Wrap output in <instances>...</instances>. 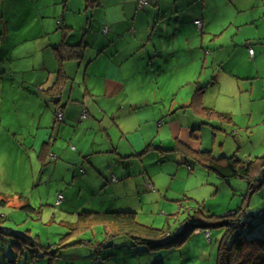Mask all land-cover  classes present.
<instances>
[{"label":"rangeland","instance_id":"obj_1","mask_svg":"<svg viewBox=\"0 0 264 264\" xmlns=\"http://www.w3.org/2000/svg\"><path fill=\"white\" fill-rule=\"evenodd\" d=\"M208 1L210 5L207 4L205 11L209 14L211 7L217 9L211 16L215 33H219L213 37L206 35L203 52L206 57V50L214 49L221 57L216 59L220 65L216 62L213 64L211 56L209 64V57L205 58L206 64L199 80L201 84L211 83L207 92L208 107L231 115L234 122L227 124L225 130L216 131V134L211 130L205 136L199 130L200 138L197 141L190 139L191 129L181 128L180 132H169L168 129L167 135L170 139L178 137L194 148L208 146L206 149L211 148L214 157L236 154L242 159H254L264 154V0H237L238 6L233 0L237 7L227 3V0H219L215 4L213 0H207L206 3ZM65 2L66 0H0V222L6 230L22 235L19 237L2 233L0 264H49L45 257H38L33 262L30 252L34 246L16 249L14 243L20 245V241L26 239L28 244L31 242L34 245L40 241L43 246L38 244L36 247L41 250L51 249V246L53 248L63 234L73 230L70 225L61 223L64 212L71 215L81 203L74 202L73 205L68 201L61 207L56 206L55 195L58 190L66 188L67 181H71L74 172L78 173L74 167L79 163L61 158L58 167L54 166L57 161H47L44 166L41 165L32 148L34 137L38 133L34 131L35 125H30L33 119H40V114L36 113V103L40 101H37L38 95H32L31 84L48 74L39 68L44 49L42 45L47 43L42 41H48V35L41 36V32L51 22L56 24L57 16L54 13L56 10L58 14L61 13ZM75 4H80L83 9L84 0H76ZM252 10L255 15H260L256 20L257 27L252 22ZM229 16L237 18L240 24L247 19L250 22L247 21L249 24L240 27L242 33L237 32L239 25L232 21L220 27L221 20L229 21ZM249 45L254 50V56L249 54ZM243 46L245 49L241 48ZM229 55L232 56L230 61L227 59ZM34 66L37 68L33 70ZM176 93L178 92L170 94L173 103L183 97V92L174 97ZM184 93H187V87ZM118 98L128 100L125 94ZM157 104L162 107L165 105L167 111L171 103L165 97ZM175 107L177 103L173 109ZM166 118H163L164 124L169 122ZM39 137H43L41 132ZM153 145L159 146V143ZM195 154L190 157L195 158ZM131 160L132 158L126 160V163H131ZM158 161L155 151L153 155L146 157L145 162L153 175L154 190L146 191L140 187V191L137 189L136 192L116 198L103 195L93 204L101 202L102 206L115 209L130 206L138 213L139 222L163 230L166 240L173 239L168 246L155 249L133 246L129 255L119 264H217L218 244L225 235L227 226L215 223L235 217L231 213L239 208H242V216L247 218H251L254 213L262 215L264 179L251 193L247 179L222 178L199 162L185 163L180 158L178 163L166 162L161 167L160 164L155 165ZM132 164L128 166L135 173L142 162L140 159H133ZM140 175L148 181L149 176L143 171ZM127 181L135 187L139 184V179L135 177L128 178ZM19 193L27 197L26 202L32 210L25 211L21 208L23 204ZM2 201L6 202L2 204ZM263 216L254 224L252 233L255 235H258L260 229L264 230ZM103 231V225H98L82 232L80 238L91 243L83 241V244L77 246L79 252H66L63 257H59V262L64 264L67 260L76 259L78 255L83 259L95 247L96 242L93 241L103 237L105 239ZM81 250L86 252H80ZM92 258H87L89 264ZM84 261L80 260L77 264H85ZM95 261L98 262L96 259Z\"/></svg>","mask_w":264,"mask_h":264},{"label":"crops","instance_id":"obj_2","mask_svg":"<svg viewBox=\"0 0 264 264\" xmlns=\"http://www.w3.org/2000/svg\"><path fill=\"white\" fill-rule=\"evenodd\" d=\"M75 1L66 0L61 13L58 14V10L54 13L57 16L56 24L53 21L42 29L41 36L48 35V41H42L47 43L42 45L44 49L39 68L48 74L31 84L32 95H38L37 101H40L36 103V113L40 114V119H33L30 125L34 124V131L38 133L32 148L41 165L44 166L47 161H57L54 166L58 167L61 158L79 163L74 167L78 173L74 172L66 188L57 192V195L60 192L64 194V203L69 201L75 205L74 202H81L74 212L77 214L88 210L103 212L112 209L102 206L101 202L93 205L103 195L116 198L137 189L140 191V187L146 191L154 190L153 175L145 162L146 157L155 151L159 157L155 165L162 167L166 162L178 163L180 158L185 163L197 162L190 155L199 150H211L206 149L208 146L194 148L189 144L192 152L189 150L186 155L174 149L178 137L170 139L167 130L180 132L181 128L191 131L198 129L195 137L192 133L189 135L194 141L200 138L199 130L205 136L210 133L212 129L201 123L204 119L195 110L181 106L189 104L198 86H207L202 101L205 106H210L207 92L211 83L201 84L199 79L206 64L205 58L209 57V64L211 56L212 63L220 65L216 59L221 56L214 49H207L208 54L204 56L206 35L213 37L219 33H215L211 16L217 9L211 7L209 14L206 13L207 4L210 5L209 1L206 3L207 0H150L147 6H140L139 0H97V6L93 9H86L85 1L82 9ZM212 2L215 4L219 0ZM234 2L238 6L239 2ZM234 2L227 0V3L237 7ZM251 16L256 24L260 15H255L252 10ZM231 18L229 16V21L225 22L221 20L220 27L232 21L239 25L237 32L242 33L240 27L250 22L247 19L240 24L237 18ZM198 20L202 22L201 27L197 24ZM104 26H108L107 31L102 30ZM63 34L68 43L81 44L83 54L79 60L64 63L71 82L57 102V99L49 97L46 90L56 78L58 63L53 46L61 42ZM241 48L245 49L244 46ZM227 59L230 61L232 56H227ZM36 68L32 67L33 70ZM173 92H178L174 97L183 92L174 109L176 103H173L170 95ZM124 94L128 97L127 101L118 98ZM165 97L171 103L167 111L165 105L157 104ZM142 104L145 106L142 107ZM57 107L63 110L61 122L55 120ZM83 110L87 113L85 118L81 116ZM165 116L169 121L167 124H164ZM211 123L219 126L217 121ZM40 132L43 137H39ZM156 143L159 146L153 145ZM49 154H55L57 158H51ZM130 158L142 162L135 173L128 166L133 165L132 160L126 163ZM190 168L193 169L192 166ZM142 171L149 176L148 181L140 175ZM132 177L139 179L136 187L127 181ZM27 200L25 196L22 204ZM129 207L116 209L136 211ZM34 249L37 253L42 251L38 247ZM87 254L89 256L91 252ZM83 260L89 264L87 258Z\"/></svg>","mask_w":264,"mask_h":264},{"label":"trees","instance_id":"obj_3","mask_svg":"<svg viewBox=\"0 0 264 264\" xmlns=\"http://www.w3.org/2000/svg\"><path fill=\"white\" fill-rule=\"evenodd\" d=\"M84 1L86 9H93L97 6V0ZM102 30L107 31L108 26H104ZM65 38L66 35L63 34L61 42L53 46V53L58 63V70L53 84L46 90L49 97L57 99V102L61 100L66 86L71 82V76L64 69V63L71 60H79L83 54V46L81 44H70ZM250 48H252L251 45H249V54H251ZM252 56H254V53ZM206 88L207 86L196 87L189 104L181 106V108L189 107L195 110V112L204 119L201 123L208 125V127L212 129L213 134H216V131L225 130L226 125H231L234 121L231 115L204 105L202 97ZM59 112L63 114L62 108H55V119ZM213 120L217 121L219 126L213 125L211 123ZM196 130L198 129H192L191 131L193 137H195L194 133ZM174 149L181 150L187 155L191 147L186 142L178 139ZM211 152V150L195 151V160L222 178L241 177L247 179L248 189L251 193L256 187L260 186L264 179V154L254 159H242L236 154L214 157ZM45 154L46 153H44V156ZM51 158H57V155ZM82 171L84 172L85 170L82 169ZM59 194H62L63 198L60 203H56V206L61 207L65 201V196L62 192L58 193V195ZM24 196L25 195L22 193L19 194V197L23 200H25ZM4 202L6 201H2V204ZM21 208L25 211L32 210V207L26 201L23 202ZM231 214L235 217L227 221L223 220L215 223V225L227 226V231L218 244L217 264H264V230L260 229V232H257L258 235L252 233L255 222L264 215V212L261 213L262 215L254 213L251 218H247L242 216V208H239ZM137 215L138 213L134 210H121L115 208H108L103 212L88 210L77 214L71 213V215L64 212L61 223L70 225V228L73 230L63 234L59 241L53 245V248L51 246V249L43 248L40 253H37L34 248L31 249V258L33 257V262L38 257H45L48 258L49 264H63L59 262V257H63L66 252L72 254V252L78 251L77 246L78 244H83V241L91 243V241L81 239L80 234L98 225H103L104 231L102 235L105 236V239L102 236V239L100 238V240L97 239L93 241L96 242V244L92 251L90 250L91 254L89 256L88 254L83 256V259H85V257L88 259L93 257L91 264H119L129 255L133 246L139 245L138 247L145 246L155 249L166 245L168 246L172 242L173 239L170 241L166 240V235L163 230L139 222ZM76 218L78 220H75ZM207 226L208 224L205 225V227ZM2 233H9L15 236L18 235L19 237L22 236L11 230L4 229L0 222V236ZM38 244L43 246L40 241L35 245L31 242L28 244L26 239L21 240L20 245L14 243L16 249L28 246L36 247ZM109 248H111V250H109ZM80 252H86V250H81ZM81 258L82 257L78 255L76 259L72 258L71 261L67 260L64 264H77ZM95 259L98 262H96Z\"/></svg>","mask_w":264,"mask_h":264},{"label":"built area","instance_id":"obj_4","mask_svg":"<svg viewBox=\"0 0 264 264\" xmlns=\"http://www.w3.org/2000/svg\"><path fill=\"white\" fill-rule=\"evenodd\" d=\"M149 2H150V0H139V4H140V6H147L148 4H149ZM197 24H198V26H202V22H201V20H198L197 21ZM250 52H251V54H253V49L252 48H250ZM87 116V114H86V111L85 110H83L82 111V117H86ZM62 118H63V114H62V112H59L58 113V115H57V121H61L62 120ZM74 148V147H73ZM55 156V154H51V157H54ZM62 198H63V196H62V194H59L58 195V198H57V200H56V203L58 204V203H60L61 202V200H62Z\"/></svg>","mask_w":264,"mask_h":264},{"label":"clouds","instance_id":"obj_5","mask_svg":"<svg viewBox=\"0 0 264 264\" xmlns=\"http://www.w3.org/2000/svg\"><path fill=\"white\" fill-rule=\"evenodd\" d=\"M87 114V113H86ZM81 116H82V113H81ZM87 117V116H86ZM63 119V118H62ZM56 120V119H55Z\"/></svg>","mask_w":264,"mask_h":264}]
</instances>
